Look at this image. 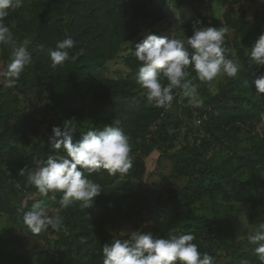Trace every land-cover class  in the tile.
Wrapping results in <instances>:
<instances>
[{
    "label": "trees",
    "instance_id": "1",
    "mask_svg": "<svg viewBox=\"0 0 264 264\" xmlns=\"http://www.w3.org/2000/svg\"><path fill=\"white\" fill-rule=\"evenodd\" d=\"M198 2L208 10L211 4H217L223 9L224 20L215 21L213 27L224 26L233 30V40L225 39V55L229 52L226 56L230 58L233 53L234 59L242 65L243 77L238 81V86L244 83L246 89H255L254 80L264 74V66L253 63L250 67L249 54H246L244 47L264 32V5L259 6L249 19L245 12L237 13L235 10L243 0ZM180 3L192 6V0ZM194 12L197 13L194 23L200 19L203 21L200 26H210L199 12ZM12 14V37L0 45L2 67L10 62L12 51L20 46L29 51L32 62L26 66L14 86L0 83V212L15 214V211L8 208L9 194L15 196L18 191H22L25 196L23 204L26 205L20 209L23 222V214L33 202L31 198L39 192L27 181V173L20 176L18 171L25 165L30 171L35 170L40 160H46L53 153L48 143L53 126L75 118L76 140L81 133L91 128L102 129L104 125H112L119 127L135 147L133 153H137V156L132 168L126 174L117 173L114 176L103 169L86 173L89 179L102 187L94 207L90 209H81L78 203L61 208L62 193H55L54 206L60 209L63 224L59 230H53L50 226L42 230L46 241L53 242L57 247H66L72 237L77 245V253L81 252L82 243L85 252L83 257L91 258L94 264H102L103 244L111 243L108 227L120 220L132 222L139 215L141 232L151 231L153 235L162 238L179 232L192 233L195 236L193 243L198 246V250L210 255L213 260L219 257L215 251L216 245L219 249L231 251V259L227 264H260L254 251L256 244L234 240L227 203L235 196H229L221 190L229 181L237 182L236 174L241 171L250 176L256 173L264 176V135L258 131H249L248 145L243 149L230 148L232 154L217 165L213 164L211 156L201 160L203 169L197 170L190 165L189 158L183 155L181 167L175 170L181 176L187 172L191 178L185 185L168 190L165 198L147 192L139 204L136 198L130 197L121 186L115 184L122 178L140 179L145 173L141 158L148 156L155 144L158 143L162 148L169 140L168 130L163 123L159 128L163 135L156 136L159 131L154 130V126L166 118L167 109L146 101L144 90L136 83L140 65L136 57L131 56L125 60L130 76L113 79L103 74L105 63L114 60L125 43L153 32L166 18L154 0H24L23 6ZM65 38L73 39L75 47L68 50L69 58L63 64L52 68L49 51L54 50L56 44ZM41 83L47 92L45 99L50 106L51 115L46 119L47 122L36 120L39 107L31 109L27 106L34 104ZM231 102L229 108L217 107L207 114L203 111L195 112V118H203L198 158L211 148L224 145L223 139L230 138L229 130L235 136L239 127L248 125L252 119L250 110L243 107L241 97L231 96ZM248 104L258 114L264 112V102L257 105V101L252 99L248 100ZM193 114L190 113V117ZM42 123L46 124V130L40 135ZM162 158H166L163 151L158 153V159ZM3 161L11 165L10 170L2 167ZM235 189L238 201H245L240 189ZM205 197L210 198L209 211L212 218L196 213L195 203H201ZM218 198L222 201L219 202ZM253 205L264 208V195L258 197ZM200 207L202 210L207 208L204 203ZM181 216L189 224L179 225ZM21 228L24 232H31L24 222ZM125 238L127 236L122 239ZM43 253L45 259L36 264H60L49 249ZM36 255L20 239L0 235V264H35L33 259ZM69 264L74 262L70 260Z\"/></svg>",
    "mask_w": 264,
    "mask_h": 264
},
{
    "label": "clouds",
    "instance_id": "2",
    "mask_svg": "<svg viewBox=\"0 0 264 264\" xmlns=\"http://www.w3.org/2000/svg\"><path fill=\"white\" fill-rule=\"evenodd\" d=\"M23 2L0 0V44L11 39L12 31L5 21L11 12L23 6ZM200 25L203 21L196 19L193 33L186 40L147 32L134 44L133 54L140 62L136 83L144 90L149 104L167 109L175 99L174 90L179 89L189 106L200 108L204 101L193 79L210 83L218 76L236 78L241 71L239 61L225 55L228 28ZM75 44L71 38L59 41L55 49L49 51L51 67L63 64L69 58L68 50ZM248 59L250 67L253 63L264 66V32L251 46ZM31 62L29 51L24 46L16 47L10 62L0 69V82L14 86ZM254 84L257 94L264 93V74L256 77ZM261 118L264 119V115ZM74 120L67 119L62 125L53 126L48 137L53 153L46 160H40L34 171L25 165L18 174L24 176L27 173V181L42 197L53 193L51 199L55 200V193H62L61 208L78 203L81 209H90L94 207L102 187L89 179L86 173L103 169L113 176L126 174L133 166L131 146L128 136L112 125H104L102 129L91 128L74 140ZM23 222L32 233L38 234L49 226L59 230L63 217L60 209H56L55 215H49L41 200L24 212ZM248 239L257 245L254 250L256 257L260 264H264V221ZM194 240L192 233L179 232L162 238L151 231L134 230L125 239L113 238L111 243L103 244L102 264H213V258L207 253L202 254Z\"/></svg>",
    "mask_w": 264,
    "mask_h": 264
},
{
    "label": "rangeland",
    "instance_id": "3",
    "mask_svg": "<svg viewBox=\"0 0 264 264\" xmlns=\"http://www.w3.org/2000/svg\"><path fill=\"white\" fill-rule=\"evenodd\" d=\"M183 0H154L156 6H158L165 14L166 18L158 24L153 33L158 36H173L176 38L187 39V36H191L193 33V21L196 18L194 11L199 12L200 16L205 20L206 24L210 26L214 25L215 21L224 20V11L217 4H211L210 9L203 7L198 0H192V6L185 3H180ZM264 5V0H243L235 10L237 13L245 12L246 16L250 19L255 10ZM194 7V8H193ZM6 24L8 26H13V14L6 18ZM228 33L225 36L226 40H233V30L228 29ZM144 34L140 35L138 38L125 43L119 54L114 60L108 61L104 66V76L117 79L122 77L130 76V71L125 66V60L131 56H134V44L143 39ZM228 38V39H227ZM256 39H251L248 44L244 47L246 54H249L250 48ZM1 45V44H0ZM229 52L226 53V55ZM231 53L230 58L234 59V55ZM3 56L0 50V69H3ZM241 65V64H240ZM195 77V73L192 74ZM242 65L241 71L238 73L236 78H229L227 76H218L214 81L210 83L200 82L198 79H193V82L197 84L200 97L203 99V106L200 108H193L188 105L187 98L182 97L180 90H175V99L171 106L167 108V115L165 119H161L154 126V130H158L157 135L160 134V124H164V128L168 130L169 140L165 144V147L160 148V145L155 144L152 152L141 158L142 166L145 170L144 175L138 179L124 178L119 179L115 182L117 186H121L123 190L132 198H136L138 203L141 204L142 199L148 192L150 194L161 195V198L168 196V190L176 187L185 185L191 178L189 173H185V176H181L175 169L181 167V158L186 157L190 160V165L194 166L197 170L203 169V164L201 160L205 158L213 157V164H219L225 158L232 154L229 149L237 150L243 149L248 145V132L251 130H256L260 134L264 135V119L262 115L264 112L258 114L257 110L248 104V100L257 101V105L264 102V93L257 94L256 86L255 89L248 87L246 89L243 85L238 86V81L242 78ZM1 83V82H0ZM227 89H224L227 85ZM243 86V87H242ZM230 92V94H227ZM232 94V95H231ZM47 92L45 91L44 85L42 83L36 92V97L34 99V104H28L27 106L31 109L39 107V113L36 115V120L47 122L50 114V106L46 101ZM231 96L241 97V103L246 110H250V116H253L251 120L248 121V125L240 126L239 130L233 136V131L229 130L228 139H223L224 145L215 146L211 148L205 155L198 158V141L203 135L201 126L203 124V118H195V112L199 113L201 111L205 114L210 111L220 108H229L232 106ZM190 117V113H193ZM47 119V120H46ZM200 121V122H199ZM46 130V124L42 123L39 134L42 135ZM238 142H235V141ZM133 163L137 156V153H133L135 147L130 144ZM19 149L23 151L20 147ZM164 152L166 158L158 159V153ZM168 156V157H167ZM197 157V158H195ZM198 160V162L194 161ZM200 162V163H199ZM2 167L6 169H11V165L7 161L2 162ZM34 171V170H32ZM244 171L238 172L236 182L231 180L224 184L222 189L229 196H235L232 200L227 203L230 208L229 217L233 225L234 240L235 241H249L248 236L254 232L258 227L259 223L264 221V208L255 204L256 199L264 195V176L261 173H256L253 176L246 175ZM192 176L196 177V174ZM240 189V194L244 198L243 202L238 201L236 197V189ZM53 194H49L48 197H42L40 194L36 195L32 199V204L27 207L25 211H29L33 203L37 201H44V206L48 209L49 215H54L56 213V208L54 206V201L51 199ZM10 200L8 202V208L15 211V214L2 213L0 212V235L4 238L9 239H20L24 244L32 248L35 253L34 263L42 262L45 259V254L43 251L49 249L52 252L55 259L60 261V264H69V261H73L74 264H94L91 262V258L83 257L85 252L82 243L80 244V253H77V245L73 238H70L69 245L66 247H57L51 241H46L44 239V233L41 232L38 235L32 232L22 231V212L20 209H24L26 205L23 204L25 198L22 191H18L17 194L10 195ZM24 196V197H23ZM241 197V199H242ZM221 202V198L217 199ZM237 201V202H236ZM204 203L207 208L202 210L200 204ZM195 203L197 208L196 213L211 217L209 211L210 198L205 197L203 201ZM185 210V209H184ZM183 214V212H182ZM212 218V217H211ZM132 222H126L124 220L117 221L114 225L108 227V231L111 236V242L113 238L122 239L131 231L138 230L140 223V216L137 215L132 219ZM181 221L179 225L189 224L184 216H181ZM216 248V254L219 256L213 260V264H227L231 259V251L224 250L222 248Z\"/></svg>",
    "mask_w": 264,
    "mask_h": 264
}]
</instances>
